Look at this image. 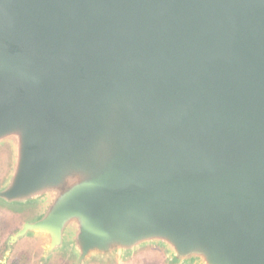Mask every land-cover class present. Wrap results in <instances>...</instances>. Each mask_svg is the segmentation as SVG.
Wrapping results in <instances>:
<instances>
[{
  "label": "water",
  "instance_id": "95a60500",
  "mask_svg": "<svg viewBox=\"0 0 264 264\" xmlns=\"http://www.w3.org/2000/svg\"><path fill=\"white\" fill-rule=\"evenodd\" d=\"M7 136L12 187L63 188L20 233L264 264V0H0Z\"/></svg>",
  "mask_w": 264,
  "mask_h": 264
},
{
  "label": "rangeland",
  "instance_id": "374dc122",
  "mask_svg": "<svg viewBox=\"0 0 264 264\" xmlns=\"http://www.w3.org/2000/svg\"><path fill=\"white\" fill-rule=\"evenodd\" d=\"M19 152L16 136L0 139V264H207L200 255L176 254L172 243L158 237L130 248L92 251L80 259L77 220L66 224L58 245H52L51 236L44 231L28 229L20 233L26 223L40 220L55 207L63 188L45 184L25 197L10 196L7 191L18 168Z\"/></svg>",
  "mask_w": 264,
  "mask_h": 264
},
{
  "label": "flooded vegetation",
  "instance_id": "af4514ba",
  "mask_svg": "<svg viewBox=\"0 0 264 264\" xmlns=\"http://www.w3.org/2000/svg\"><path fill=\"white\" fill-rule=\"evenodd\" d=\"M55 180H57V179H55ZM20 182H17L16 184H14V186L12 187V190H14V192L10 189V190H8L7 192L10 194V196L11 195H15V196H17V195H22V196H27V195H29L30 193H27V194H22L20 191H19V189H17L18 188V184H19ZM21 196V197H22Z\"/></svg>",
  "mask_w": 264,
  "mask_h": 264
},
{
  "label": "trees",
  "instance_id": "16d2710c",
  "mask_svg": "<svg viewBox=\"0 0 264 264\" xmlns=\"http://www.w3.org/2000/svg\"><path fill=\"white\" fill-rule=\"evenodd\" d=\"M2 247V246H1ZM2 248H4V245H3V247ZM1 252H2V249L0 248V255H1ZM14 264H16V263H14Z\"/></svg>",
  "mask_w": 264,
  "mask_h": 264
}]
</instances>
